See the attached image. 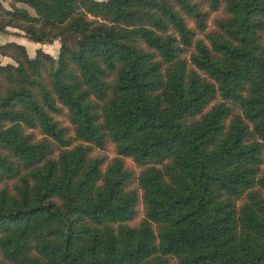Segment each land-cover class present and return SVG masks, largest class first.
Masks as SVG:
<instances>
[{"label":"trees","instance_id":"16d2710c","mask_svg":"<svg viewBox=\"0 0 264 264\" xmlns=\"http://www.w3.org/2000/svg\"><path fill=\"white\" fill-rule=\"evenodd\" d=\"M3 1L0 264H264V0Z\"/></svg>","mask_w":264,"mask_h":264},{"label":"rangeland","instance_id":"374dc122","mask_svg":"<svg viewBox=\"0 0 264 264\" xmlns=\"http://www.w3.org/2000/svg\"><path fill=\"white\" fill-rule=\"evenodd\" d=\"M3 4L5 6H8V2L6 0L3 1ZM18 6H21L27 9L30 13H34L33 8L24 3H20L18 4ZM220 15H221V12H216L212 14L209 20L210 28L213 27L212 19L219 17ZM10 30L12 31L13 29H10ZM73 40H74V35L71 33L66 34L63 39H57L50 44L33 42L24 36L13 35L12 33H8V34L0 33V43H5L8 41H14V42L20 43L25 46L29 57H33L37 49H41L44 52H47L48 54L52 55L53 57H57L60 44L63 42L73 44ZM5 60L6 61L8 60L9 62H13L10 58L0 55V61L4 62ZM128 165L134 168L132 163L128 162Z\"/></svg>","mask_w":264,"mask_h":264},{"label":"crops","instance_id":"0c3cea01","mask_svg":"<svg viewBox=\"0 0 264 264\" xmlns=\"http://www.w3.org/2000/svg\"><path fill=\"white\" fill-rule=\"evenodd\" d=\"M4 62H9V61L8 60L7 61L5 60Z\"/></svg>","mask_w":264,"mask_h":264}]
</instances>
